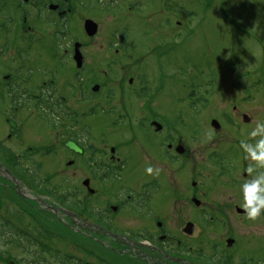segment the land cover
<instances>
[{"label":"rangeland","instance_id":"1","mask_svg":"<svg viewBox=\"0 0 264 264\" xmlns=\"http://www.w3.org/2000/svg\"><path fill=\"white\" fill-rule=\"evenodd\" d=\"M11 1L15 4L22 2ZM70 5L73 13L66 26L68 30H64L63 26H48L42 30L36 28L31 21L24 24L23 21L20 22V14L15 12L16 7L20 9L17 5L11 7L14 12L12 18L7 17L6 10L0 6V46L3 43L9 44L6 56L12 58L20 50L17 46L27 44L25 40L19 41L18 37L13 36L12 31L15 34L24 27L28 29L31 26L29 33L32 31L38 34L40 31V35H47V45L49 44L52 52L67 49L71 54L74 42L80 41L86 63L99 60L91 64L99 66V69L90 68L86 64V71H100L98 82L111 81L108 77L114 67H118L119 73L113 81L126 82L123 79L125 75H133L136 80L142 73L141 70L146 68L143 66V56H148L151 59L149 61L158 59L162 70L158 69L156 61L148 62V65L149 72H155L158 78L163 76L162 73L165 75L160 79L161 85H165L162 110L164 117L169 116V120L175 123L186 141L190 136L198 138L195 137L188 143L191 149L188 156L190 159L182 161L179 172L167 165L164 170H160L158 163L147 165L142 157L132 158L129 172L125 174L126 179L129 175L133 179L126 181L130 185L137 187L144 181V176L162 173L159 180L160 191L158 194L154 193L152 199L158 209L153 208L152 214L156 215L151 217L148 227L141 217V210L138 213L125 212L121 208L115 211L112 209L114 201L109 193L111 190L104 192L106 196L97 192L91 194L89 190L93 186L98 190V183L89 181L85 189L82 181L89 179L90 171L80 172L76 164H66L67 160L61 149L62 142L67 136L74 137L71 135L72 129L82 134L81 138L86 139L88 143L85 144L91 148L84 156L92 157L93 154H89L92 153V148L96 152L107 145L100 141L102 137L96 134L95 129H89L90 133H81L80 126H73V122L69 121L68 133L65 132V128L58 124L60 120L53 124L55 122L44 111V103L41 104L42 107L31 105L27 111L23 110L26 107L13 109L22 106L21 103L17 105L19 100L12 105L3 106L0 103V114H3L0 116V145H4L9 151L6 156V151L0 149L3 167L0 169V185L5 184L7 187L10 183L6 169L12 174L17 173L19 191L14 192L12 202H20V208L12 204L13 207L8 211L7 200L10 196L4 201L3 190L5 194L8 192L0 186V211L6 209L5 213L22 228L17 234L18 243L12 233L4 235L0 232V264H38L36 261L40 258L41 264H208L206 259H222L224 249L229 250L235 264L246 259L264 261V209L256 220H250L246 215L235 211L222 214L219 210L221 200L216 201L210 196L202 197L203 200L201 198L202 201L194 205L189 199L191 191L183 186L184 181H205L206 189L214 193L218 187L215 181L223 179L216 178L223 175L220 176L216 160L212 162L215 166L209 164L207 152L215 148L219 151L228 141L242 140L248 134L252 137L250 133L257 123L264 124V0H71ZM17 16L14 22L13 17ZM86 18H92L98 23L99 29L95 37H88L84 33L83 23ZM5 27L10 31L6 33L3 30ZM63 31L66 32L65 35ZM54 34H58V40L54 38ZM31 50L32 53L38 51L36 48ZM30 52L29 49L26 54ZM69 54L67 66L66 62L48 57L44 52L42 67L56 72L59 82L62 79L74 82L72 75L76 67ZM40 56L43 57V54ZM113 56H116L117 61L109 64ZM7 66L8 62L4 58L0 60L1 68ZM126 69L130 71L122 72ZM40 70L38 68L37 73H32V83L35 85L39 81L44 82ZM106 70L107 74L104 73ZM20 72V75L14 76L13 81L20 84L21 90H26L22 77L25 70ZM55 78L56 75L51 74V79L56 83ZM192 83L194 86L191 89ZM50 87L47 84L41 88L43 98ZM189 93H192L191 97L188 96ZM174 96L182 98L181 101ZM199 96L201 99L195 102V97ZM66 103L76 108L73 99ZM88 104L85 102L80 106L85 109ZM10 106L11 110L8 111L7 107ZM80 106L77 109H82ZM12 109L17 114L14 117ZM52 109L55 111H52V117L55 118L56 113L62 118L66 117L59 112V107L54 105ZM7 113L10 120L19 119L22 125L12 127L7 121ZM242 114L250 116L251 123L246 125ZM140 115L142 110L133 115L132 121L137 120ZM214 118L221 123L219 130L211 125ZM90 119L94 126L109 125L104 117L94 116ZM132 123L135 124L136 121ZM205 130L209 136L207 142H204ZM18 133L19 138L16 137ZM113 137L118 139L120 136L114 133ZM254 137V140L245 145H253L261 138L260 135ZM218 141L220 142L217 144ZM51 145L54 149L50 148ZM223 150L224 148L221 149ZM13 154L19 158V165L26 168L27 174L22 168L15 169L11 160ZM245 155L244 147L240 145L228 156L237 164L243 158L247 161ZM158 165L161 167V164ZM148 167L152 168L151 173L146 171ZM137 177L142 178L135 180ZM251 177L249 174V178ZM176 181H181L182 185ZM107 183L109 188L112 181ZM80 188L84 190L78 191ZM64 194H68V200L85 196L84 200L89 202V207H99L105 214L111 215L113 232L116 230L117 233L144 237L145 239L134 238L146 245L143 248L144 254L132 246L137 243L117 237L112 232H95L94 229L81 227L73 222L75 218H72V214L67 215L63 211H71L63 206ZM39 200L42 203H38ZM240 202L244 206L243 198ZM201 207L205 215L199 213ZM83 217L87 222L93 221L88 216ZM158 220L163 222V227L157 225ZM0 228L5 229L2 221ZM29 237L34 239L31 245L24 240ZM150 237L163 240L162 244L171 250L179 246L181 251L171 253L160 248L157 242L154 246L147 239ZM229 237L234 244L227 245ZM178 241L180 244L176 246ZM57 252L60 253V258L56 257Z\"/></svg>","mask_w":264,"mask_h":264},{"label":"flooded vegetation","instance_id":"2","mask_svg":"<svg viewBox=\"0 0 264 264\" xmlns=\"http://www.w3.org/2000/svg\"><path fill=\"white\" fill-rule=\"evenodd\" d=\"M29 1L30 0H22V2L15 4L11 0H1L0 6H2L6 10L7 17L12 18V16H14V12L12 11L11 7L13 5H17L20 9L16 7L15 12L20 14V22L23 21L24 24L28 23V21H31L33 24H36H34L36 28L39 27L42 28V30H45V28L48 26H55L57 28L63 26L64 30H68L66 29V26L68 25V20L70 19V12H72V6L70 5L71 0ZM16 18H18V16L13 17L14 22ZM29 28L32 27L29 26L28 29L24 27L22 31L20 30L15 34L11 29L13 36H15L16 38L18 37L20 39L19 41L25 40V43H27L26 45L21 44L17 46V48H19L20 50L16 51V54L12 58H9L5 54L8 50L7 46H9V44L3 43L2 46H0V60L4 58L8 62V66L6 68L0 67V103L3 106L4 104L12 105L15 103V101L19 100L17 102V105H20L21 103L22 106H16L13 107V109L15 110L16 108H18L20 110L26 107L23 109H26L25 111H27V109L31 105L42 107L43 105L41 104L44 103V106L46 107L44 111L46 110L48 112V117L55 122L53 124H57L60 120V123L58 124H60L61 127L63 126L65 128V132L68 133L67 126H70L69 121L73 122V126L79 125L81 133L85 131L90 133L89 129H95L96 134L98 133L100 137H102L100 141L105 142L109 146V150L108 146L104 145L101 151L98 149L95 152V148H92V153L89 152L90 155L93 154L91 155L92 157L84 156L86 152L91 148L90 146L85 144L88 143L85 141L86 139L83 140L81 138L82 134H79V132H74L71 127L73 133L71 135L74 137L70 138L69 136H67L66 139L62 142L63 148H61L63 149L62 153L64 154V158H66L67 160L66 164L68 166L76 164L77 169L80 172H84L85 170L90 171L89 179H85L86 181H82H84L83 187L85 189L86 187H88L89 181H96L98 183V190L95 189L94 186L89 190L91 194L97 192L106 196V193L104 192L111 190L112 193L111 191L109 193L112 196V201H114L112 209L118 211V209L121 208V210L125 212L135 211L137 213L141 210L143 212L141 217L144 221V224L150 227L149 225L151 222V217L154 218L156 215L152 214V210L153 208L158 209L155 206V202H152V199L154 193L158 194L160 191L159 180H161L162 173L157 174L156 172L155 174L144 176L143 178L146 182L142 180V183L137 185V187H134V185H130L126 182L133 180L131 178V175H129L127 179L125 175L127 172H129L132 158L142 157L143 160L147 161V165L149 164L151 166L150 163H158L161 164V167H159V165L157 164V167L160 170H164L165 166L167 165L175 168L176 172H179L182 161L190 159L188 156H190L191 154V149L188 143L193 141L195 137L198 138L197 136H190L189 140L186 141L185 139H183V136H181L180 131L176 128L175 123H172L169 120V116L166 115V117H164L162 110L164 104L165 85H161L162 81L160 79H163V76L165 77V75L164 73H162L163 76H160L158 78L155 72H149L148 65V62L153 63L156 61L158 69L162 70V67L159 65V61H157L158 59L149 61L151 59H148V56H143V66H146V68L141 70L142 73L138 75L136 80L133 75H125L123 76V79H125L126 82L113 81L114 79H116L119 73L118 67H114L113 69H111L110 76L108 77L111 81L98 82L97 80L98 78H100V71H86V64L88 63L90 68L97 67V69H99V66L91 65L99 60L88 61L86 63V58L84 54H82V67L79 69L76 68L73 71L72 80L74 79L75 81L65 82L62 79L59 82L58 74L56 72L42 67L44 66V52L48 57L57 58L58 60L66 62V65L68 66L67 61L69 53L67 49L64 51L53 50L52 52L51 47L48 46L49 44L47 45V35H40V31H38V34L37 32L32 31H30L29 33ZM3 30L6 33L10 31V29L6 27ZM62 33L63 35L66 34L65 31H63ZM56 36H58V34H54L55 39H57ZM29 47L31 52L30 54H26V52L29 51ZM34 48H36V50L38 49V51L40 52L34 51L35 53H32L33 50L31 49ZM116 52L119 51L117 50ZM41 53L43 54V57L40 56ZM74 53V50H72L71 54H69V58H71L72 63L75 65L76 62L74 61ZM116 61V56H113V59L109 61V64L115 63ZM120 67L123 68L122 65ZM38 68H41L40 72L43 75L44 82L41 83L39 81L38 85H35L32 83L34 79L32 73L36 72ZM21 70H25V72L22 73V77L26 85V90H21L20 84L16 81H13L16 76L20 75ZM129 71L127 69L122 70V72ZM104 73L107 74V70L104 71ZM51 74H53V76L56 75V83L51 79ZM47 84L51 87L47 89L48 93L46 94L45 98H43L41 88H43V86ZM56 85L60 86L58 87ZM174 98L176 99L177 97L174 96ZM70 99L74 100L76 108H72L69 106V104L66 103ZM85 102H88L89 104L84 109V106H80V104H83ZM54 105L59 107V112L61 114H64L66 116L65 118H62L61 115H57V113L55 115V118L51 116L52 111L55 113V111L52 109ZM79 106L82 109H77ZM7 108L8 111L11 110V106ZM13 109L12 116L14 117L17 114L14 113ZM140 110H142V115H140L139 118L135 120L136 123L133 124L132 122L135 121H132V117ZM2 115L3 114L1 113L0 116L2 117ZM242 115V118L246 122V125L251 123L250 116H248L247 114ZM94 116L104 117L109 121V125L106 126L105 124H95L96 126H94L92 124V120L90 119ZM7 121L11 123L12 127L18 128L22 125L21 122H19V119L10 120L8 113ZM18 122L20 124H17ZM135 128L137 129L135 130ZM130 131L132 132L129 137ZM114 133L118 134L120 137L118 139L114 138ZM204 134V142H207L209 136L206 130L204 131ZM89 136L90 134L87 137ZM16 137H20L19 133ZM254 138V136L249 137L248 134V137L242 138V140H237L236 142L228 141L227 143L223 144L224 146L221 147V149L224 148L223 151H221V149L218 151V148L214 147L215 149H212L211 152H207L206 157H210L209 164L216 160L218 162L217 167L218 170H220V176L223 175V177H217L216 179H223L220 182L215 181L218 183V187H216L214 193L206 189L205 181H184L183 186L188 187L191 191L190 193L192 195L189 196V199L190 201H193L194 205H198V203L203 200L202 197L209 198L210 196L211 199H215L216 201H218V199L221 200V203H218L219 210L222 214H228L230 211H235L238 214L246 215L245 207L240 204L242 198L240 185L244 181L252 179L257 171H246L249 165L253 163L252 161L248 159L247 161H244L243 158L241 163L238 162L237 164H234L228 155L232 151L237 150V146L242 145V142H244V144H247L249 141L254 140ZM220 141H218L217 144ZM69 142L74 143L77 146V150L69 147L67 145V143ZM50 148L54 149L52 145L50 146ZM0 149H3L6 151V153H9L4 145H0ZM8 153L6 156H8ZM13 155L14 156H11V160L13 161L15 169L18 170L17 166L20 164V161L15 154ZM159 159H163L164 161H161ZM0 164L2 165L1 162ZM212 164L215 166L214 163ZM29 170L30 173H32L31 168H29ZM16 174L17 173L13 172V174L11 175L12 180L10 179V183L7 184L6 188L5 184L0 185L2 189H5L8 192L7 194H5L3 190V200L5 201V199L10 196L7 200V210L10 209L11 206L13 207L14 204H16L20 208V202H12L13 198H15L14 192L19 191V185L16 183L18 181L17 177L19 176L18 174ZM249 174L252 175L251 178H249ZM141 178L142 177H137L135 180H139ZM65 181L68 180L66 179ZM107 181H112L109 188H107L106 186V184H108ZM176 182H179V184H181V181ZM82 190L84 189H78V191L80 192H82ZM17 195L20 196L19 194ZM73 199L76 200V198ZM84 199L85 196H82V198H77L76 202L78 203L79 208L76 209L72 206L71 208L68 197H66L64 194L62 200L63 206L67 207L71 211H66L65 209H63V211H65L66 213L70 212L72 214V218H75L73 219V222L78 223L79 225H81V227L83 226L88 229H94L95 232L108 230L110 232H113L111 228L113 225L111 223V215L105 214L103 212V209L99 207V209L94 206L89 207V202L85 201ZM150 205H152V208ZM148 207L151 210H149ZM200 209L201 210L199 213L205 215L202 207ZM5 210L6 209L0 211V222L2 221L3 225H5V222L12 224L14 225L16 230H13L10 227H5L6 230H0V232L4 233V235L6 233H12L14 236V240L18 243L19 238L17 234L20 233V226L17 221L10 218V216L5 213ZM160 211L162 212L161 209ZM17 212H19V210H17ZM88 212H93L95 214V218L91 217ZM84 215L92 218L93 221H85L83 217ZM157 215V217H159L158 213ZM157 225H159V227H163V222L158 220ZM189 227L190 226H188V228ZM116 232L117 231L115 230V232L113 233ZM126 236L132 243H137L132 246L135 249H138L141 254H144L143 248H145V246L140 244L141 241L134 240V238L142 239L144 237L138 235L131 236L128 234H126ZM30 238L31 237H29L28 240H30ZM147 239L152 238L150 237ZM228 239H231L233 241V239L230 237ZM24 240L26 239L24 238ZM16 242L15 244H17ZM231 243L234 244V242ZM179 244V241L176 242V246ZM227 245L231 244L227 243ZM178 251H181V248L179 246L175 247V250H173L174 253H178ZM230 254L231 253L229 252V250L224 249V254L221 255L222 260L226 264H229L228 262L230 260L232 261V264H235L234 258ZM177 261L180 260H176V262ZM243 262L244 260L239 261L240 264H243ZM253 264L258 263L255 262Z\"/></svg>","mask_w":264,"mask_h":264},{"label":"clouds","instance_id":"3","mask_svg":"<svg viewBox=\"0 0 264 264\" xmlns=\"http://www.w3.org/2000/svg\"><path fill=\"white\" fill-rule=\"evenodd\" d=\"M250 135L261 136L253 145H245L242 142L245 158L253 162L246 171L254 172L257 169H264V124L257 123ZM146 171L151 173L152 168L148 167ZM240 192L244 200L247 218L256 220L261 215V210L264 209V171L256 172L252 179L241 183Z\"/></svg>","mask_w":264,"mask_h":264},{"label":"trees","instance_id":"4","mask_svg":"<svg viewBox=\"0 0 264 264\" xmlns=\"http://www.w3.org/2000/svg\"><path fill=\"white\" fill-rule=\"evenodd\" d=\"M17 168L18 169H20V168H22L21 170H23V171H25V173L27 174V171H26V168H23V167H21V165H18L17 166ZM68 194H66L65 196H67ZM62 197H63V195H62ZM69 201V203H70V207L72 206V207H74V208H76V209H78L79 208V205H78V203L76 202V200H68ZM71 207V208H72ZM89 213V215L91 216V217H93V218H95V214L93 213V212H88ZM5 227H10V228H12L13 230H16V228L14 227V225H12V224H9V223H7V222H5ZM26 239V238H25ZM26 241H27V243H29V245H31V244H33L34 243V239H32V238H30V240H27L26 239ZM150 241H152L153 243H158V242H160V241H158V240H156L155 238H152V239H150ZM38 243V242H37ZM25 249V248H24ZM56 257L57 258H60V253L59 252H57V254H56ZM199 259H201V260H205V259H203L202 257H199ZM210 259V258H209ZM39 260V261H38ZM219 260H220V262H219ZM206 261H207V263L208 264H226V263H224V261L222 260V259H218V260H214V259H212V261H208L207 259H206ZM214 261V262H213ZM36 262H38V264H41V258L40 259H37V261ZM229 264H232V261L230 260L229 262H228ZM253 263H255V261L253 262V260L251 261V260H244V262H243V264H253ZM256 263H258V264H264V261H259V262H256ZM58 264V263H57ZM60 264V263H59ZM81 264V263H80Z\"/></svg>","mask_w":264,"mask_h":264},{"label":"water","instance_id":"5","mask_svg":"<svg viewBox=\"0 0 264 264\" xmlns=\"http://www.w3.org/2000/svg\"><path fill=\"white\" fill-rule=\"evenodd\" d=\"M84 28H85V31L88 35L92 36L94 34H96L97 32V29H98V24L91 20V19H86L85 20V23H84ZM78 47L79 45L76 44V55H75V58L77 60V63H78V66L81 65V54L78 50ZM213 126L216 127V128H219V123L216 121V120H213L212 122ZM68 145L70 147H75L73 143H68Z\"/></svg>","mask_w":264,"mask_h":264}]
</instances>
